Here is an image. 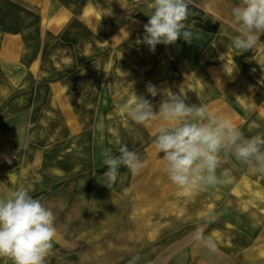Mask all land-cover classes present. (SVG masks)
Instances as JSON below:
<instances>
[{
	"label": "rangeland",
	"instance_id": "374dc122",
	"mask_svg": "<svg viewBox=\"0 0 264 264\" xmlns=\"http://www.w3.org/2000/svg\"><path fill=\"white\" fill-rule=\"evenodd\" d=\"M137 15L121 34L104 30L99 41L0 42V199L23 185L53 211L57 231L45 264H128L136 255L137 264H264V173L229 151L217 169L227 179L179 187L154 146L158 122L145 128L126 106L135 93L158 112L171 90L229 116L247 138L264 134L251 50L221 59L219 36L223 49H235L217 22L191 25L198 34L191 44L181 37L153 52L144 26H133ZM195 15L189 11L185 23L198 22ZM149 82L161 94L151 96ZM253 122L259 128L250 129ZM109 128L146 162L138 175L121 166L112 189L97 182L108 170L101 151L119 155ZM197 226L205 237L214 233L215 251L194 239ZM0 264L13 261L0 257Z\"/></svg>",
	"mask_w": 264,
	"mask_h": 264
},
{
	"label": "clouds",
	"instance_id": "9594fccd",
	"mask_svg": "<svg viewBox=\"0 0 264 264\" xmlns=\"http://www.w3.org/2000/svg\"><path fill=\"white\" fill-rule=\"evenodd\" d=\"M190 3L191 0H153L143 37L151 51L158 44H174L181 37L189 44L198 38L192 26L185 23ZM232 17L238 33L232 37V47L238 53L256 47L260 34H264V0H241L232 8ZM146 89L153 97L161 94L150 82ZM162 95L158 112L150 100L135 93V99H130L126 106L135 123L148 128L158 122L154 146L158 153H164L161 160L172 183L182 188L215 187L230 175L227 170L217 175L223 162L221 154L229 151L238 161L264 173V134L247 138L229 116L212 114L207 104L189 105L182 94L171 90H164ZM240 98L236 97L237 102ZM254 107L249 105V110ZM98 127L103 131L102 124ZM252 127L259 128V125L253 122L249 125ZM108 131L119 146V155H114L110 148L101 151L102 162L108 170L97 177V182L112 189L121 166L138 175L146 162L121 143L117 130L109 128ZM56 231L53 211L33 198L25 186L0 199V257L10 258L13 264H45ZM194 239L203 241L209 250H216L214 233L205 237L203 228L197 226ZM140 259L139 255L133 256L128 264H137Z\"/></svg>",
	"mask_w": 264,
	"mask_h": 264
},
{
	"label": "crops",
	"instance_id": "0c3cea01",
	"mask_svg": "<svg viewBox=\"0 0 264 264\" xmlns=\"http://www.w3.org/2000/svg\"><path fill=\"white\" fill-rule=\"evenodd\" d=\"M240 2L191 0L189 11L198 12L201 17H191V20L199 21L190 25L208 27L216 26L219 22L221 35L228 32L233 37L238 33L233 25L232 8ZM152 3L153 0H0V42H24L26 36H36L38 38L30 41H40L47 45L70 41L80 43L84 42V37L85 41H99L104 30L111 34H121L134 19L131 16L133 13L138 14L140 21L133 23V26H144L147 12L152 11L149 7ZM219 39L220 45L216 51L219 50L221 59L225 56L230 59H238V55L243 57V53L236 50L229 53L223 49V38L219 36ZM206 49L208 53V47ZM251 52L252 73L254 77H259L257 89L264 92V34H260V41ZM262 93L258 96L259 108H264Z\"/></svg>",
	"mask_w": 264,
	"mask_h": 264
}]
</instances>
